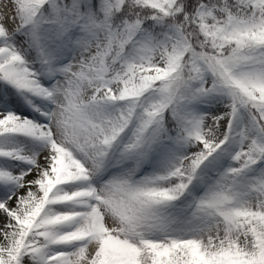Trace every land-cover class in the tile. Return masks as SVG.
<instances>
[{
    "label": "snow or ice",
    "instance_id": "6c2138e0",
    "mask_svg": "<svg viewBox=\"0 0 264 264\" xmlns=\"http://www.w3.org/2000/svg\"><path fill=\"white\" fill-rule=\"evenodd\" d=\"M0 264H264V0H0Z\"/></svg>",
    "mask_w": 264,
    "mask_h": 264
}]
</instances>
